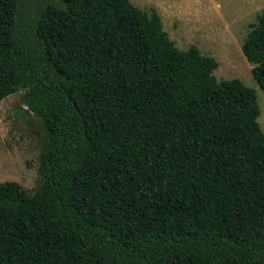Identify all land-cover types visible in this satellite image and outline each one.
Here are the masks:
<instances>
[{"label":"trees","instance_id":"16d2710c","mask_svg":"<svg viewBox=\"0 0 264 264\" xmlns=\"http://www.w3.org/2000/svg\"><path fill=\"white\" fill-rule=\"evenodd\" d=\"M27 1L0 0V100L46 144L33 193L0 183V264H264L256 90L154 9ZM242 51L264 93V7Z\"/></svg>","mask_w":264,"mask_h":264},{"label":"rangeland","instance_id":"374dc122","mask_svg":"<svg viewBox=\"0 0 264 264\" xmlns=\"http://www.w3.org/2000/svg\"><path fill=\"white\" fill-rule=\"evenodd\" d=\"M130 1L146 12L156 10L178 48L195 45L203 54L212 55L218 63L213 71L218 80L239 78L254 88L260 109L258 122L264 131V93L242 51L264 0ZM23 94L21 89L0 100V183L14 181L33 193L39 185V158L46 134L40 118L27 110Z\"/></svg>","mask_w":264,"mask_h":264}]
</instances>
